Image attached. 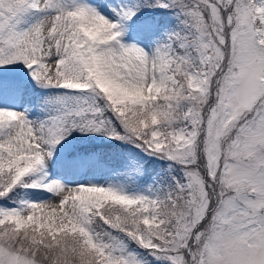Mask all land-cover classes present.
Wrapping results in <instances>:
<instances>
[{
    "label": "snow or ice",
    "instance_id": "obj_1",
    "mask_svg": "<svg viewBox=\"0 0 264 264\" xmlns=\"http://www.w3.org/2000/svg\"><path fill=\"white\" fill-rule=\"evenodd\" d=\"M0 264H264V0H0Z\"/></svg>",
    "mask_w": 264,
    "mask_h": 264
}]
</instances>
